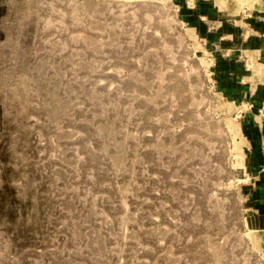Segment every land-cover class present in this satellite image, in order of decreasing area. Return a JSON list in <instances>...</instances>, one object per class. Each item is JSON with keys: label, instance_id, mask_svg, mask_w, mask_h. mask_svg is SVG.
Listing matches in <instances>:
<instances>
[{"label": "rangeland", "instance_id": "obj_1", "mask_svg": "<svg viewBox=\"0 0 264 264\" xmlns=\"http://www.w3.org/2000/svg\"><path fill=\"white\" fill-rule=\"evenodd\" d=\"M255 22L264 0H0V264H264Z\"/></svg>", "mask_w": 264, "mask_h": 264}, {"label": "crops", "instance_id": "obj_2", "mask_svg": "<svg viewBox=\"0 0 264 264\" xmlns=\"http://www.w3.org/2000/svg\"><path fill=\"white\" fill-rule=\"evenodd\" d=\"M182 13L185 21L188 23L197 24L200 22V19H202L198 17L197 12L191 10L183 11ZM252 26L259 28L260 26L264 27V24L255 22ZM256 43L259 44L260 47V44H264V39L257 40ZM254 91L255 89L249 94H244V96H253ZM232 95L235 98L243 96L241 91L239 92L237 90H234V94ZM259 100L260 105H263V110L260 111L264 113V93H260ZM252 116L253 115L247 116V125L245 126L247 139L250 142L249 148L252 150L249 153L252 174V185L249 190V199L254 214L253 221L256 223L257 228L264 230V118L260 119L259 124L256 125L252 121ZM262 117H264V114Z\"/></svg>", "mask_w": 264, "mask_h": 264}]
</instances>
